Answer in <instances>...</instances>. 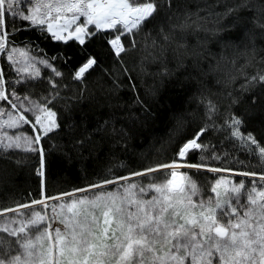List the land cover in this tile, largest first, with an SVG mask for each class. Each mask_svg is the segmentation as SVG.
I'll list each match as a JSON object with an SVG mask.
<instances>
[{
  "label": "snow or ice",
  "instance_id": "6c2138e0",
  "mask_svg": "<svg viewBox=\"0 0 264 264\" xmlns=\"http://www.w3.org/2000/svg\"><path fill=\"white\" fill-rule=\"evenodd\" d=\"M237 7L253 13L252 27L244 35L253 45L254 58V29L264 39V0H241ZM160 11H165V20L150 43L145 38L144 59L163 58L173 45L177 54L186 51V41L178 37L208 31L202 21L214 15L210 11L201 16L199 6L197 11L180 12L174 0H0V55L6 56L18 77L26 73L24 79L38 78V70L28 72L29 65L35 69L37 63L59 77L62 73L51 62L58 57L37 60L26 46H15L14 33L39 29L56 41L85 45L97 33L111 31L114 35L107 42L119 58L137 48V37ZM234 11L227 9L229 15ZM18 57L26 61L23 66H17ZM220 60L227 57L221 53ZM97 63L95 57L87 58L74 79L82 80ZM209 70H213L211 66ZM257 81L264 83V74L252 76L250 83ZM51 83L53 88L57 86ZM0 102L7 105L0 106V118L7 117L0 120V150L38 152L37 175L43 177L46 153L40 144L41 133L47 136L60 127L50 100L37 102L22 96L0 69ZM217 112L216 104L208 100V122L177 145L170 162L127 175H114L109 169V175L55 196L46 195L42 187L39 198L0 208V233L12 238L0 237V264H264V172L211 163L230 162L228 153L218 154L215 145L201 139L216 130L213 117ZM243 123L241 117L231 114L220 127L264 164V146L251 133L241 132ZM25 125L33 134L8 131ZM192 153H198L194 162L189 160ZM201 171L228 175L201 183L194 178ZM235 176L252 178L250 186L244 180L235 181Z\"/></svg>",
  "mask_w": 264,
  "mask_h": 264
},
{
  "label": "trees",
  "instance_id": "16d2710c",
  "mask_svg": "<svg viewBox=\"0 0 264 264\" xmlns=\"http://www.w3.org/2000/svg\"><path fill=\"white\" fill-rule=\"evenodd\" d=\"M240 4L241 0H174L180 12L197 11L199 6L201 16L210 11L214 15L202 21L208 31L178 37L186 41V51L181 49L177 54L173 45L156 61L144 59V42L147 38L150 43L156 36L165 11L158 12L139 34L137 48L119 58L107 42L114 35L111 31L97 33L85 45L56 41L39 29L15 32L12 40L16 47L26 46L30 55L38 59L58 57L51 62L62 75L56 77L51 68L40 65L38 78L16 83L10 62L1 55L5 79L22 96L39 102L49 99L60 127L47 136L41 134L40 144L46 153L43 177L37 175L38 152L0 150V208L39 198L42 187L46 195L55 196L85 187L109 175V169L111 174L127 175L159 162H170L177 145L192 138L208 122V100L218 108L213 117L216 130L208 131L201 139L215 145L218 154L228 153L230 161L211 163L237 171L264 172L258 156L241 149L240 142L229 138L227 130L220 127L229 115L235 114L244 121L241 132L251 133L264 146V83H250L252 76L264 74V39L254 29L257 38L253 58V45L244 35L252 27L253 13L237 7ZM228 8L235 11L229 15ZM217 28L221 29L219 33L214 31ZM221 53L226 61L220 60ZM65 56L70 59L65 60ZM89 57L97 59V66L82 80L74 79ZM197 156L192 153L189 160L194 162ZM223 174L201 171L194 178L210 183ZM234 179L250 186L252 178ZM0 237L12 239L5 233Z\"/></svg>",
  "mask_w": 264,
  "mask_h": 264
},
{
  "label": "rangeland",
  "instance_id": "374dc122",
  "mask_svg": "<svg viewBox=\"0 0 264 264\" xmlns=\"http://www.w3.org/2000/svg\"><path fill=\"white\" fill-rule=\"evenodd\" d=\"M1 56V55H0ZM6 57V56H5ZM7 59V58H6ZM18 60H19V64L17 65V66H23L25 63H26V61L23 59V58H19L18 57ZM37 60H39L38 58H37ZM40 65H43V64H39V63H37L36 65H35V69H33L30 65H29V67H28V72H34L35 70H39V66ZM12 66V65H11ZM0 69H2L1 68V64H0ZM12 69H13V71L15 72V74H16V76H17V79L19 78L20 80H23L24 79V77H25V75H26V73H21L20 75H19V77H18V75H17V73H16V71L14 70V67L12 66ZM17 81V80H16ZM30 98V97H29ZM31 100H34V99H32V98H30ZM35 101H37V100H35ZM37 102H39V101H37ZM0 106H4V107H7V105L4 103V102H0ZM29 116H31V113H29L28 114ZM4 119H7V117L5 116V117H2V118H0V120H4ZM9 131V133L11 134L13 131H23V132H25L26 134H33L32 132H31V128H30V126H28V125H25L22 129H16V130H8ZM41 134H43V133H41ZM21 150V149H20ZM223 175H225V176H227L228 174L227 173H225V174H223ZM233 179H234V177H233ZM235 180V179H234ZM220 191L221 192H223V187L220 189ZM54 227H56V226H59V225H53Z\"/></svg>",
  "mask_w": 264,
  "mask_h": 264
},
{
  "label": "bare ground",
  "instance_id": "6f19581e",
  "mask_svg": "<svg viewBox=\"0 0 264 264\" xmlns=\"http://www.w3.org/2000/svg\"><path fill=\"white\" fill-rule=\"evenodd\" d=\"M123 54V53H122Z\"/></svg>",
  "mask_w": 264,
  "mask_h": 264
}]
</instances>
